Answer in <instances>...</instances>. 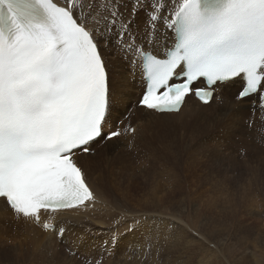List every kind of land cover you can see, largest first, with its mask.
I'll use <instances>...</instances> for the list:
<instances>
[{"label":"snow or ice","instance_id":"6c2138e0","mask_svg":"<svg viewBox=\"0 0 264 264\" xmlns=\"http://www.w3.org/2000/svg\"><path fill=\"white\" fill-rule=\"evenodd\" d=\"M121 3L0 0V199L18 215L39 220L41 210L92 199L74 156L120 135L104 131L108 73L97 35L114 34L134 54L142 107L178 111L193 92L208 103L212 86L233 79L242 81L238 99L258 94L264 107V0H175L160 52L162 0L147 4L140 43L131 26L141 0L128 17Z\"/></svg>","mask_w":264,"mask_h":264},{"label":"rangeland","instance_id":"374dc122","mask_svg":"<svg viewBox=\"0 0 264 264\" xmlns=\"http://www.w3.org/2000/svg\"><path fill=\"white\" fill-rule=\"evenodd\" d=\"M123 1L120 10L128 17L133 0ZM151 2L141 0L131 26L138 43ZM160 26L153 50L168 35ZM110 37L107 45L96 36L100 52H105L101 55L109 79L108 129L104 130L124 134L132 117L135 130L132 136L119 135L114 144V139H97L92 151L100 157L95 162L93 152L78 154L79 162L74 160L90 184L94 182L117 202L115 209H106V204L104 210L126 214L109 217L108 227L103 218L87 219L78 226L60 225L50 235L40 225L17 221L6 225L0 218V264H82L77 256L72 259L73 252L84 254L88 261L99 257L100 248L115 250L116 260L101 253L103 264H264V111L254 106L255 100L236 104V88L231 98V93L223 98V91L216 95L200 116L205 123L196 118L199 124H187L184 112L178 118L183 123L177 126L172 120L159 128L138 125L141 79L138 75L136 79L132 59L121 51L116 37ZM192 105L187 106H197Z\"/></svg>","mask_w":264,"mask_h":264},{"label":"bare ground","instance_id":"6f19581e","mask_svg":"<svg viewBox=\"0 0 264 264\" xmlns=\"http://www.w3.org/2000/svg\"><path fill=\"white\" fill-rule=\"evenodd\" d=\"M55 2H57L58 4H61V5H63L64 4V0H55ZM124 3V1L122 0V3L121 4H123ZM162 3H163V6H164V11H163V14H166L167 13V15H169V11L174 7V5H175V0H168V1H165V0H162ZM166 15V16H167ZM161 20H163V15H162V17H161ZM159 26H160V24H159ZM161 27V26H160ZM141 28H143V27H141ZM162 28V27H161ZM164 28V27H163ZM162 28V29H163ZM159 29V28H158ZM139 30V29H138ZM141 30V29H140ZM139 30V31H140ZM143 31V30H142ZM159 31V30H158ZM165 31V30H164ZM162 32V30L159 32V33H161ZM143 33V32H142ZM163 33V32H162ZM161 33V34H162ZM167 34V33H166ZM142 35V34H141ZM159 34L158 33H156V37L158 36ZM101 36V39L103 40H106V42H107V45H108V42H109V40L111 39V37L110 36H108L107 34L105 35L104 34V37H103V35H100ZM113 36V39H114V34L112 35ZM161 36L162 35H160V40H161ZM170 38H169V36L167 35L166 37H165V40L163 41V42H165L166 40L168 41ZM97 40H98V38H97ZM158 41V40H157ZM105 42V41H104ZM142 42V41H141ZM139 43H140V41H139ZM99 44V43H98ZM99 46H101V45H99ZM102 47V46H101ZM108 46H106V48H107ZM111 49V48H110ZM102 50V49H101ZM104 50V49H103ZM108 50V49H107ZM157 50H159V52L160 51H163V45H161L159 48H156L155 49V51H157ZM106 51V50H105ZM108 52V51H107ZM106 52V53H107ZM103 53H105V52H103ZM102 53V51H101V54H103ZM132 57V56H131ZM132 59V58H131ZM118 60V59H117ZM131 61V60H130ZM121 62V61H120ZM119 63V62H118ZM117 72V71H116ZM115 72V73H116ZM112 73H114V72H112ZM111 76V75H110ZM112 76H114V75H112ZM111 76V77H112ZM117 76V75H116ZM119 76V75H118ZM140 75H139V73H138V77H139ZM112 81V80H111ZM118 81H119V79H118ZM114 82V81H113ZM124 83H125V79H124ZM124 83H122V84H124ZM112 84V83H111ZM114 85V84H113ZM112 85V86H113ZM129 85V84H128ZM111 86V87H112ZM120 86V85H119ZM122 86V85H121ZM124 86H125V84H124ZM131 86V85H130ZM132 87V86H131ZM114 88V87H113ZM132 88H134V86L132 87ZM236 88H239V91L238 92H240L241 91V89H240V87L238 86V85H236L235 83H229V84H227V85H225V86H223L222 87V89H221V91L220 92H222L220 95L223 97V98H228L227 97V95H230V93H231V95H230V97L229 98H231V96L233 95V91H234V89H236ZM112 89V88H111ZM118 90H119V87L117 88ZM122 89H124V88H122ZM117 90V91H118ZM112 91H113V89H112ZM127 91H129V90H127ZM143 91V88H142V81H141V90H140V94H141V92ZM118 92H120V90L118 91ZM122 92H124V91H122ZM137 92V91H136ZM219 92V93H220ZM132 93V92H131ZM128 94V93H127ZM127 94H125V95H127ZM135 94V93H134ZM111 95H113V94H111ZM110 95V96H111ZM115 95H117V94H115ZM121 95H122V93H121ZM120 95V96H121ZM238 95V94H237ZM119 96V95H118ZM117 96V97H118ZM119 96V97H120ZM118 97V98H119ZM122 98H123V96H122ZM126 98V97H125ZM214 99L215 98H213L212 100H211V102L207 105V106H201V105H199L197 102H195V101H193L192 99H191V97H186L185 98V101H184V104H183V106H182V108L179 110V112L177 113V114H160V115H155L154 113H152V112H145L143 109H141V108H139L138 107V109H136V112H137V117H136V119H135V121H138V125H140V124H143V125H148V126H150V127H152V128H159L160 127V125L161 124H164L165 125V123L167 122V120H172V124L174 125V126H177V125H180V124H182L183 123V121H181V119H178L179 118V116L181 117V115H183V114H185L184 112H186L187 113V117H188V119H187V121L185 120V122L188 124V123H192V122H194L193 124H199V123H197L196 121V118H200V116H201V114H202V112L204 111V110H206V109H208L209 108V105H211V103H213L214 102ZM122 100V99H121ZM250 101V100H255L254 99V97H252V98H249V99H246L245 101H242V102H238V101H236L235 100V103L236 104H241V105H244V104H247L246 102H248V101ZM113 101V100H112ZM120 101V100H119ZM122 102V101H121ZM124 102V101H123ZM127 102V101H126ZM223 102H224V100H223ZM190 103L191 104H193V105H197V106H195L196 108H191V106L190 107H188L187 105H190ZM115 105V104H114ZM121 105V104H120ZM120 105H117L118 107L120 106ZM192 105V106H193ZM113 106V105H112ZM116 106V105H115ZM124 106V105H123ZM224 106H226V105H224ZM228 106H230V104L228 105ZM254 106H257V105H254ZM253 106V107H254ZM114 107V106H113ZM112 107V108H113ZM211 107V106H210ZM122 107L120 106V108L119 109H121ZM124 108V107H123ZM123 110V109H122ZM248 109H246L245 111L246 112H248L247 111ZM111 111H116V109L114 110H111ZM264 111V110H263ZM218 112V111H217ZM245 112V113H246ZM118 113V112H117ZM135 113V112H134ZM244 113V114H245ZM248 114V113H247ZM212 115V114H211ZM246 115V114H245ZM109 116V115H108ZM121 116V115H120ZM114 117V116H113ZM112 117V118H113ZM126 117V116H125ZM139 117V118H138ZM203 117V116H202ZM109 118H111V117H109ZM122 118V117H121ZM201 119V118H200ZM200 119H199V121H200ZM203 120H204V118H202ZM201 119V121L203 122V120ZM206 121V120H205ZM113 122V121H112ZM111 122V123H112ZM122 122H124V121H122ZM127 122V121H126ZM201 122V123H202ZM114 123V122H113ZM185 123V124H186ZM203 123H205V122H203ZM207 123V122H206ZM107 124V123H106ZM114 125V124H113ZM137 125V126H138ZM169 125V124H168ZM206 125V124H205ZM208 125V124H207ZM206 125V126H207ZM108 126V125H107ZM107 126L105 127V128H107ZM172 126V125H171ZM182 126V125H181ZM209 126H210V123H209ZM115 127V126H114ZM108 129V128H107ZM181 129V128H180ZM202 129V128H201ZM184 131V130H183ZM136 132V131H135ZM155 133V132H154ZM172 134V133H171ZM135 135V134H134ZM138 135V134H137ZM115 140V139H114ZM113 140V144L116 142V140L114 141ZM129 142H131L130 140H129ZM95 143V142H94ZM94 143H92L91 144V147H90V153H92L93 152V155L96 153V151H92L93 149H94V147L92 148V145L94 144ZM94 146V145H93ZM109 151V150H108ZM105 152V151H104ZM103 152V153H104ZM107 152V151H106ZM102 154V153H101ZM100 154V155H101ZM108 154V153H107ZM130 156V155H129ZM98 157H100V156H93V159H94V162H95V160L96 159H98ZM133 157V156H132ZM107 159V158H106ZM100 161V160H99ZM112 162V161H111ZM176 164V163H175ZM77 165H78V163H77ZM79 166V165H78ZM80 167V166H79ZM88 169V168H87ZM82 170V169H81ZM83 171V170H82ZM85 172V171H84ZM85 174V173H84ZM86 175V174H85ZM86 177V178H85ZM84 178H85V180H86V184L88 185V187H89V189L91 190V193H92V199L91 200H89V201H87V202H85L83 205H81V206H78V207H76V208H74V209H70V210H65V211H42L40 214H39V218L43 221V222H45V223H52V224H54L55 225V228L56 227H59L60 225H62V227L63 226H67L68 228L69 227H71V225H76V226H78V225H82L84 222H86L87 221V219H99V218H103V221H104V224L105 225H107V224H109V220H108V218L109 217H111V216H113V215H115V214H117V213H114V211L113 210H111V211H113V212H108L109 210H104L105 209V206H107L106 204H108L109 205V207H106V209L107 208H113V209H115L116 207V205H117V202L116 201H112V198H110L109 196H107V195H105L97 186H96V184H94V186H93V183L92 184H90V182H92V181H90V182H88L87 181V176H84ZM92 179V178H91ZM89 180V179H88ZM128 182H130V181H128ZM106 199H109V203H107V200ZM113 206V207H112ZM91 208H94L93 210L91 209ZM89 209H91L92 211L91 212H89ZM117 212H118V210H117ZM125 213L124 211H121L120 213ZM90 213H92V214H90ZM120 213H118L119 215H120ZM117 214V215H118ZM126 214V213H125ZM91 215V216H90ZM123 215V214H122ZM123 217V216H122ZM127 217L128 218H132V216H131V214H128L127 215ZM8 220V219H7ZM6 220V221H7ZM16 221V220H15ZM91 221V220H90ZM102 221V222H103ZM117 221V220H116ZM18 222V221H17ZM100 222H101V220H100ZM6 225H10V224H12V223H8V222H4ZM24 223H30V222H23V224ZM70 223V224H69ZM89 223V222H88ZM16 224V223H15ZM31 224V223H30ZM29 224V225H30ZM111 224H113V222L111 223ZM115 224V223H114ZM131 224L132 223H130V224H128L127 226H126V228L127 229H129L130 227H131ZM14 225V224H13ZM28 225V224H27ZM35 225V224H34ZM70 225V226H69ZM22 226V225H21ZM39 226V225H38ZM38 226H36V227H38ZM65 226V227H66ZM41 227V226H40ZM64 227V228H65ZM66 227V228H67ZM107 227H108V225H107ZM189 227V226H188ZM4 228V227H3ZM60 228H61V226H60ZM29 229V228H28ZM56 229H58L59 230V228H56ZM105 229V228H104ZM66 230V229H65ZM45 233H46V231H44ZM56 232V231H55ZM54 232V233H55ZM58 232V231H57ZM103 233V232H102ZM48 234H49V232H48ZM53 234V233H52ZM50 235V234H49ZM48 235V236H49ZM2 236V235H1ZM3 237V236H2ZM36 237V236H35ZM50 237V236H49ZM49 239V238H48ZM46 240V239H45ZM50 240V239H49ZM48 243V242H47Z\"/></svg>","mask_w":264,"mask_h":264}]
</instances>
